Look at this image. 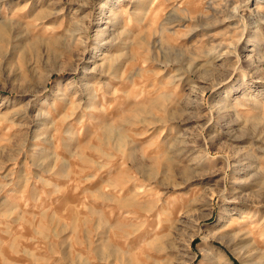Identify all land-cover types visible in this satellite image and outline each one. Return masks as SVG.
Listing matches in <instances>:
<instances>
[{
    "label": "rangeland",
    "instance_id": "rangeland-1",
    "mask_svg": "<svg viewBox=\"0 0 264 264\" xmlns=\"http://www.w3.org/2000/svg\"><path fill=\"white\" fill-rule=\"evenodd\" d=\"M246 1L0 0V264H100L101 241L107 264H246L208 240L253 229L225 196L259 193L264 218V0Z\"/></svg>",
    "mask_w": 264,
    "mask_h": 264
},
{
    "label": "bare ground",
    "instance_id": "bare-ground-1",
    "mask_svg": "<svg viewBox=\"0 0 264 264\" xmlns=\"http://www.w3.org/2000/svg\"><path fill=\"white\" fill-rule=\"evenodd\" d=\"M259 1L260 0H249V4H251V5L254 4L256 6L257 4H259L258 3ZM261 2H263V1L261 0ZM248 6L249 5H247V7ZM213 11H215V10L213 9ZM258 11H259V8H256L255 12L259 13ZM239 22L240 23L245 22L244 21V17H239ZM240 23L238 24L239 25L238 27H241V32H240L241 34L240 35L242 36L241 37V39H242L245 36L244 34H245L247 29L245 27L246 25L244 26V25L241 24L242 25L241 26ZM234 47H236V46H234ZM210 55H212V54H207V56H210ZM211 61H214V60H211ZM162 100H163V97L160 96L156 101H153L152 106H156ZM153 130H155V129L153 128L151 130V132H153ZM118 140H120V139H118ZM205 149H207V148L205 147ZM230 156L227 158L226 167H229L231 165L232 166L233 165H237L236 167L241 168L242 178L245 177V175L247 174L248 171H246V169L243 168L244 167L243 165H240V164L237 163L238 161L235 160V157H233L232 161H230L229 160ZM202 158H204V159H208L209 158V153H208L207 150H205V155L202 156ZM171 165H172V161H171V159L169 157H167V159L165 160V167L167 169H170ZM243 190L246 191L245 188ZM255 196L259 197V193L258 194H254V195L253 194H249V193L248 194L245 193V195H242V194L240 195L239 194L237 196L234 195V194H231V196H229V198L227 196L224 197V199H227V200L232 198V200L229 202L230 203L229 206H231V209L226 210L224 208L226 210L227 215H230V216H233V217L235 216L237 218L243 219L244 223L243 222L242 223H243V226L245 228L247 226L249 227L250 225H251V227H253V229L249 232V234L253 238L252 242L250 241L251 237L248 236L249 234H246L247 232H245V233L243 232L242 233V230L241 231L239 230L238 233H234V234H231V233H226V234L222 233V234H220L219 233L220 235L217 234L219 236H216V235H215L216 237L215 236L214 237L210 236V238H208V236H207V238H208V240L210 242H211L212 239H214L216 241H219L220 243L222 242V244L227 245L229 248H235L236 251H237V249H238V251L239 250H243V252H244L243 254H245L243 256V258H244V261H245L246 264H258L259 263L258 261L264 260V257L262 256L263 254H261L260 253L261 251L254 245V238H256V237H257L258 240H260V241H258L259 243H264V218H263L262 222L259 220L261 215H259L260 213L257 212V210H256V209H258L257 206L259 204V202H258L259 200H256ZM260 204H261V202H260ZM127 207H132L133 209H136V210H144L143 204L141 206H138L134 202L133 203L130 202L127 205ZM224 213H225V211H224ZM253 218H254V220H253ZM219 219H221V217ZM126 228H129V226H127ZM132 229L134 230L133 227H132ZM207 238H206V241H207ZM257 239H256V241H257ZM107 249H108V245H105V243L103 241H101V244L98 247V254H99V262H100V264H107L108 263V259L109 258H108V254L106 253ZM215 253H217L216 256H215L216 260L221 261L223 264H231V262H230L228 257L226 258L222 253H218V252H215ZM126 264H128V263H126Z\"/></svg>",
    "mask_w": 264,
    "mask_h": 264
}]
</instances>
